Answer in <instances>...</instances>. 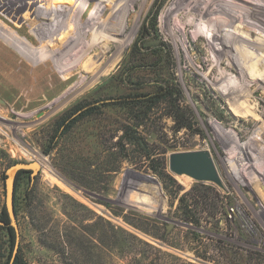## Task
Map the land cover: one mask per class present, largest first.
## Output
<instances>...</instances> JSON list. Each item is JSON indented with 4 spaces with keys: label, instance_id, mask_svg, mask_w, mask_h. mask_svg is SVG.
Returning a JSON list of instances; mask_svg holds the SVG:
<instances>
[{
    "label": "rangeland",
    "instance_id": "374dc122",
    "mask_svg": "<svg viewBox=\"0 0 264 264\" xmlns=\"http://www.w3.org/2000/svg\"><path fill=\"white\" fill-rule=\"evenodd\" d=\"M169 2L151 0L143 14L127 15L120 36L97 33L106 17L86 28L84 42L107 47L97 79L71 67L76 51L64 62L70 70L57 72L0 42V218L5 170L39 164L33 180L29 171L14 178V254L23 264H264V202L250 181L261 178L255 159L264 157V125L246 116L260 117L259 96L216 91L221 84L206 75L213 63L207 38L216 27L202 39L175 32L161 14ZM39 11L31 10L34 17ZM0 17L12 21L1 10ZM239 27L210 36L233 47L220 37H239ZM104 36L129 41L120 53ZM91 57L79 59L80 67ZM228 77L243 80L239 72ZM245 100L250 109L230 105ZM198 150L210 153L222 187L169 171V154ZM9 253L0 229V264H11Z\"/></svg>",
    "mask_w": 264,
    "mask_h": 264
},
{
    "label": "bare ground",
    "instance_id": "6f19581e",
    "mask_svg": "<svg viewBox=\"0 0 264 264\" xmlns=\"http://www.w3.org/2000/svg\"><path fill=\"white\" fill-rule=\"evenodd\" d=\"M19 1H21V3L12 8V6L8 5L7 0H0V10L7 14L12 20L10 25L4 20V16L2 18L0 17V32L6 36L4 37L0 33V42L8 46V48H12L10 45L12 43L16 48L21 50V52H19L13 48L25 59L26 63L36 66V64L40 62L41 65H44L43 67H47V61H50L53 68L56 67L58 69L57 72L70 70L67 69L69 66H66L64 62L66 58L72 55L73 51H76V55L74 56L76 61L70 66L76 69L82 68L83 71H88L90 75L92 74V79H97L103 72L101 66L102 61L104 62L105 60L107 47L104 48L99 46L101 45L99 44L100 39L98 41L93 39L84 42L83 37L85 36L86 28H90L91 25H94L95 28L97 19L106 17L107 19L101 20L100 26H96L98 28L97 33L106 32L115 37L120 36L124 29V18L130 14L137 16L143 14L146 12L148 3L151 0ZM34 8L40 9V14L38 13L39 15H35L36 17H34L31 12ZM21 10H26L27 13ZM161 14L165 26L168 24L172 25V29H174L175 32L178 31V33L180 29L193 30L195 31L196 37L201 39L204 37V34L206 35V31L209 28L216 27L215 30L211 31V34L216 37L221 28H232L236 22L240 23L239 32L241 31L242 35L236 38L232 35L231 37H226L222 34L220 37L223 40L231 41L232 45L234 44L233 47L225 45L226 43L222 45L218 43V40L216 41L215 38L210 36L211 34L208 35L207 39L209 43H207V48L211 52L210 57H212L213 63L209 65L206 75L214 86L219 83L221 84L216 88V91L229 97V99L230 97L236 98L245 96L246 98H250V96H259L257 100L261 103V106L257 104V107L261 110L259 112L260 117L256 115V117L252 116L251 113H249L250 115L247 113L248 115L246 116L250 117L251 120L249 121L258 125H255L256 127L264 125V0H170ZM32 15L33 18L28 19ZM83 16H85V19L79 22V17ZM73 18H75V21ZM77 18L78 21L76 20ZM22 19L28 20L29 27L21 28L19 22ZM132 20L134 19L132 18ZM72 21H74V23H72ZM127 23H129V21ZM229 33L232 32L229 31ZM232 34H234V32ZM101 35L103 36V34ZM104 37L108 38V36ZM90 39H92V37ZM108 39L109 41H114L113 43L118 45L117 50L120 51V53L122 49L127 46L129 41H120L121 39L117 40L114 38ZM76 49H78V51ZM90 54L92 56L91 63L87 66L80 67L78 60L84 56H90ZM27 56L31 59L26 58ZM188 58L189 60L186 58L187 60L182 59V61L185 63L191 62L192 56ZM70 60L72 61L73 59L71 58ZM111 60V63H113L116 62L117 58L115 57ZM235 72H239L243 78L239 83L231 81L228 77L231 73ZM72 77L70 72L67 73L63 79L64 83L70 81ZM248 77L253 82L252 84L250 83L251 85L245 84L246 82L244 79ZM258 82H261L263 86L258 87L256 85ZM249 103V100H245V105L237 106L232 102L230 105L236 109L240 107V110H244L245 108L250 109ZM245 150L248 151V149ZM249 152L251 151H248V153ZM263 159L264 157L260 158V156L255 159L261 161V164L258 165L259 171L257 172L261 174V178H251L250 181L253 182V186H255L257 193L263 198L264 202ZM253 166L254 165L251 163L250 168L252 169Z\"/></svg>",
    "mask_w": 264,
    "mask_h": 264
},
{
    "label": "water",
    "instance_id": "95a60500",
    "mask_svg": "<svg viewBox=\"0 0 264 264\" xmlns=\"http://www.w3.org/2000/svg\"><path fill=\"white\" fill-rule=\"evenodd\" d=\"M168 168L171 173L177 176H187L199 182H211L222 187V182L216 171L210 153L206 150L174 152L168 156ZM39 164L15 163L5 170V211L11 225L16 232V222L13 210V188L14 178L19 171H29L30 178L33 180L37 174ZM5 222L0 220V226H5ZM170 226L167 227V232Z\"/></svg>",
    "mask_w": 264,
    "mask_h": 264
},
{
    "label": "trees",
    "instance_id": "16d2710c",
    "mask_svg": "<svg viewBox=\"0 0 264 264\" xmlns=\"http://www.w3.org/2000/svg\"><path fill=\"white\" fill-rule=\"evenodd\" d=\"M68 115H64V117L60 118L59 121L63 122L66 120ZM19 174V172H18ZM0 220L5 222V226H0V229H3L7 232L9 237V243H10V253L8 257V262H11V264H23L22 257L20 255V251H17L16 254H14V248L16 243V232L14 228L9 225V219L7 217L5 209H3V217L0 218Z\"/></svg>",
    "mask_w": 264,
    "mask_h": 264
}]
</instances>
